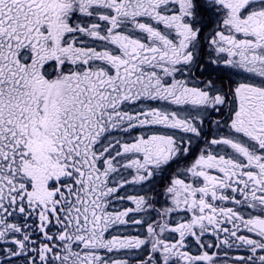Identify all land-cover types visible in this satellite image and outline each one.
<instances>
[{
    "label": "snow or ice",
    "instance_id": "obj_1",
    "mask_svg": "<svg viewBox=\"0 0 264 264\" xmlns=\"http://www.w3.org/2000/svg\"><path fill=\"white\" fill-rule=\"evenodd\" d=\"M0 264H264V0H0Z\"/></svg>",
    "mask_w": 264,
    "mask_h": 264
}]
</instances>
